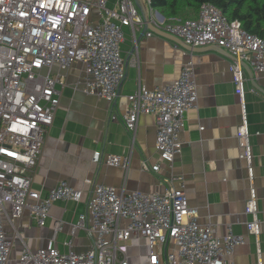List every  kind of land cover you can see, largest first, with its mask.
<instances>
[{"label":"built area","instance_id":"built-area-1","mask_svg":"<svg viewBox=\"0 0 264 264\" xmlns=\"http://www.w3.org/2000/svg\"><path fill=\"white\" fill-rule=\"evenodd\" d=\"M0 0V264H129L133 241H144L149 264H235L230 260L235 247L245 238L231 230L217 236L210 224L198 221V210L190 205L182 178L162 193L124 191L110 185L85 182L91 186L85 211L72 225L71 233L83 229L90 240L85 251H67L50 242L30 248L18 234L17 220L27 212L37 226H44L55 200L79 201L83 192L60 180L45 194L32 188L26 173L37 163L44 137L59 103L56 83L61 78L53 68L84 65L83 92L112 103L125 71L120 53L122 27L144 26L133 0ZM149 4V0H145ZM149 20L158 29L191 46L216 44L235 57L231 65L235 92L243 103L242 61L255 72L264 69V38L248 32L236 19L228 20L212 3L200 5L195 18L160 20L149 8ZM146 36L157 35L147 30ZM177 45V44H176ZM196 80L187 61L172 82L153 89L138 87L127 95L128 111L122 121L133 131L142 113L154 115L155 147L161 160L171 163L180 153L179 133L185 113L196 106ZM115 118L114 114L110 115ZM200 129L203 127L200 126ZM249 135L245 116L237 137ZM240 158L249 160L245 145ZM94 162L127 168L129 157L114 153H93ZM144 168L158 171L159 163ZM248 177L253 171L248 165ZM256 197L250 185L247 212L252 214L248 230L258 243L259 219ZM16 222V223H15ZM7 225V228L5 227ZM62 221L53 223L54 234ZM14 235L10 234V227ZM21 239L19 253L12 256L14 238Z\"/></svg>","mask_w":264,"mask_h":264},{"label":"crops","instance_id":"crops-1","mask_svg":"<svg viewBox=\"0 0 264 264\" xmlns=\"http://www.w3.org/2000/svg\"><path fill=\"white\" fill-rule=\"evenodd\" d=\"M114 1L108 0V6ZM144 3L148 10L149 4ZM122 31L120 53L125 75L112 103L83 92L82 62L68 69L53 68V74L61 78V83H56L59 103L37 163L26 173L32 177V188L42 195L65 180L80 189L83 197L79 201L55 200L42 227L24 212L17 224L25 243L35 249L51 242L64 252L68 250L64 241L71 239L74 250L89 248L90 240L83 229L71 233L72 225L85 211L91 189L86 179L124 191L152 194L177 186V180H170L177 176L182 178L190 205L198 210L199 223L210 224L217 236L228 229L244 236V244L235 247L230 260L235 264H264V93L252 85L244 71L241 103L230 68L233 60L223 53L192 51L161 35L141 34L142 28L134 31L124 26ZM187 61L194 69L196 106L185 113L179 133L181 151L169 163L160 159L155 147L154 115L140 114L133 131L126 129L122 116L129 107L127 95L138 87L153 89L172 82ZM253 72L256 83L264 89V69ZM243 116L249 131L247 141L237 137ZM246 144L250 147L249 160L239 156ZM95 151L126 155L128 166L124 169L94 162ZM143 161L148 165L159 163V170L144 168ZM248 165L253 171L251 182ZM251 183L259 219L258 243L256 235L248 230L252 219L247 212ZM57 220L63 225L54 234L53 223ZM129 255V264H149L146 251L137 257Z\"/></svg>","mask_w":264,"mask_h":264},{"label":"trees","instance_id":"trees-1","mask_svg":"<svg viewBox=\"0 0 264 264\" xmlns=\"http://www.w3.org/2000/svg\"><path fill=\"white\" fill-rule=\"evenodd\" d=\"M216 6L228 20H238L248 32L264 38V0H149L166 20L195 18L202 3Z\"/></svg>","mask_w":264,"mask_h":264},{"label":"water","instance_id":"water-1","mask_svg":"<svg viewBox=\"0 0 264 264\" xmlns=\"http://www.w3.org/2000/svg\"><path fill=\"white\" fill-rule=\"evenodd\" d=\"M141 17L142 20L144 22V26L142 28L141 34H145V32L147 30H150L158 35H161L163 37H166L168 39H171L173 41H175L176 43H178L179 45H181L182 47H185L186 49H190L192 51H204V50H215L218 51L220 53H223L224 55H227L228 57H230L232 60H235V57L233 55H231L228 51H226L224 48L216 45V44H209V45H204V46H191L189 44L184 43L181 39H179L176 36H173L169 33H166L160 29H158L157 27H155L149 20V12L145 6L144 0H133ZM158 18L160 20L164 19V16L159 13L158 11H155ZM242 67L243 70L247 73L249 79L251 80L252 85L257 88L258 90H260L262 93H264V89L262 87H260L256 82L255 76H254V72L252 70V68L244 61H242Z\"/></svg>","mask_w":264,"mask_h":264},{"label":"rangeland","instance_id":"rangeland-1","mask_svg":"<svg viewBox=\"0 0 264 264\" xmlns=\"http://www.w3.org/2000/svg\"><path fill=\"white\" fill-rule=\"evenodd\" d=\"M16 223V222H15ZM5 227L7 228V225H5ZM10 227V226H9ZM10 234L13 236L14 235V230L10 227ZM18 234L22 237L21 232L18 230ZM23 238V237H22ZM24 239V238H23ZM142 244L136 243V241L132 242V247L131 249L129 248L128 250V255L131 253V255L133 256H139L141 253L144 254L145 251H147L144 247V241L142 240L141 242ZM21 239L15 235L14 238V245H13V249H12V256L14 257L15 255H17L19 253L20 247H21ZM130 256V255H129Z\"/></svg>","mask_w":264,"mask_h":264}]
</instances>
